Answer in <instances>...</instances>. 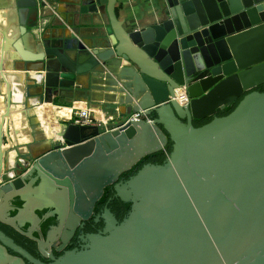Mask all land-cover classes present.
I'll return each instance as SVG.
<instances>
[{
  "label": "water",
  "instance_id": "obj_1",
  "mask_svg": "<svg viewBox=\"0 0 264 264\" xmlns=\"http://www.w3.org/2000/svg\"><path fill=\"white\" fill-rule=\"evenodd\" d=\"M118 2L82 0L80 14L107 16L109 44L89 47L80 62L82 51L68 48L67 39L58 45L57 39L32 33L31 23L37 26L47 0H14L17 23L9 25L18 28L3 38L0 54V109L6 86L0 201L20 197L17 189L34 174L45 186L36 190L38 197L24 198L25 209L14 218L0 215V223L20 231L47 207L74 229L91 217L105 188L171 141L173 152L164 165L147 164L116 185L118 198L132 203L127 219L119 223L107 210L105 235L92 236L86 251L58 264H264V92H253L264 85V0H158L154 12L129 28L118 19ZM69 25L77 35L74 21ZM7 53L14 57L8 77ZM118 60L119 71L110 70ZM99 78L105 86L96 89ZM14 88L23 92L20 101ZM95 90L126 94L138 103L126 106L128 111H147L153 122L108 131L72 124L67 113L46 132L36 107L59 96L72 102ZM182 90L187 106L171 100ZM248 92L229 116L194 127L195 120L216 116ZM20 105L25 111L11 119ZM18 114L21 133L30 140L20 159L26 168L34 162L26 173L20 162L8 159L17 149L7 145ZM8 250L24 255L0 232V264H23Z\"/></svg>",
  "mask_w": 264,
  "mask_h": 264
},
{
  "label": "crops",
  "instance_id": "obj_2",
  "mask_svg": "<svg viewBox=\"0 0 264 264\" xmlns=\"http://www.w3.org/2000/svg\"><path fill=\"white\" fill-rule=\"evenodd\" d=\"M48 6L47 9L42 13L43 16L40 15L38 19L37 26L36 22H32L33 26L31 27L32 33L35 34L38 38L41 36H46L50 40L57 39V44L59 45L61 40H66L68 43V48H76L80 51L79 61L82 62L88 58L89 53L91 52L90 48L96 49L101 46H106L109 44V40L107 38V28L109 27V20L106 15L103 17L95 16L91 13L86 15L80 14V8L82 7V0H47ZM14 6V0H0V54L1 48L3 45V38L6 36L11 37L10 32L13 34L17 30V25H11V22L14 21L17 23L16 16L14 17V11L12 7ZM158 8V0H119L117 4V16L120 21L124 23L125 26L129 28V26L140 23L142 20L146 18V16L152 12H154ZM12 14L14 20L12 21ZM74 16V18H73ZM69 17H72L71 19ZM74 21L76 27L79 28V33L77 35L74 34L73 27H70L69 22ZM10 24V25H9ZM72 36H76V38L72 39ZM20 41L19 36H17ZM34 52H37L36 48L31 49ZM13 53V50H11ZM71 53V50L68 51ZM15 57V53H13ZM14 57H8V53L4 58V69L5 73L13 75L12 71V60ZM72 59L77 60L76 55L71 56ZM120 60L115 62L113 65H110L108 68L113 71H119ZM104 69L103 66H100V72ZM22 74V73H20ZM25 74V73H23ZM107 77V75H106ZM8 78L9 80L12 79ZM23 79L25 80V75H23ZM81 82L84 86L89 84L88 77L83 76ZM12 83V82H11ZM96 89L103 88L105 83L102 82L99 78V81L96 83ZM4 89V90H3ZM15 89V88H14ZM17 90V89H15ZM118 90V89H117ZM1 101L3 104V108H6L5 103V93L6 86L2 85ZM23 93V92H22ZM110 97H113L112 99ZM79 98V99H78ZM122 98V99H121ZM138 103H135L133 100L126 99V94H121L117 91H111L106 93L105 91L95 90L92 91L91 95L87 97V95H77V99H74L72 102H67L63 97L59 96L53 99L52 105L55 109H63L70 115L75 114V112L79 111H94L93 114L99 119L106 120L108 117H113L114 121L109 122V124H113V127H119L122 123H124L127 118L132 115L134 112L130 113L128 111V107ZM13 112L11 115V119L14 117V113L19 110L25 111V107L22 105L14 106ZM39 107H36L35 110H38ZM110 112V113H109ZM5 113V110L0 109V116ZM39 118V116H38ZM40 119V118H39ZM41 120V119H40ZM11 123V121H10ZM43 124V122L41 121ZM25 128L28 127L27 122H25ZM20 130V133L17 132ZM23 130V131H21ZM16 132V133H15ZM24 128L20 126L19 128L14 125L12 131V143H9L7 146L15 145L17 147V151L13 150L14 156H12L13 165L18 162L21 158L20 154L26 155L27 151V143L30 140L27 137V142L22 141L24 139L26 133ZM43 139L47 138L46 135L42 137ZM24 149V150H23Z\"/></svg>",
  "mask_w": 264,
  "mask_h": 264
},
{
  "label": "flooded vegetation",
  "instance_id": "obj_3",
  "mask_svg": "<svg viewBox=\"0 0 264 264\" xmlns=\"http://www.w3.org/2000/svg\"><path fill=\"white\" fill-rule=\"evenodd\" d=\"M33 164L34 162H31L29 168H26L23 173L28 172ZM121 177L117 184L122 183ZM117 184L105 188L103 196L97 202L91 217L74 225V229L67 227V221L61 222V217L56 214L55 209L47 207L37 210L35 218H31V227L26 225L20 231L0 223V232L24 251V255L19 256L8 250L9 255L19 259L23 264H58L64 261L70 253L79 254L86 251L92 244V236L105 235L107 210H110L117 221L121 223L118 216L109 208L110 204L116 205L118 199ZM41 185L45 186L41 178L36 174L30 176L17 189L21 193L20 197L11 199L7 204L0 201V215L7 220L14 218L25 209L27 199H34L39 196L36 190ZM29 186L30 188H28ZM107 193H109L108 200L104 201ZM24 198L27 199L24 200Z\"/></svg>",
  "mask_w": 264,
  "mask_h": 264
},
{
  "label": "trees",
  "instance_id": "obj_4",
  "mask_svg": "<svg viewBox=\"0 0 264 264\" xmlns=\"http://www.w3.org/2000/svg\"><path fill=\"white\" fill-rule=\"evenodd\" d=\"M254 91L263 93L264 92V85L259 86L258 88L253 90V92ZM249 93H251V92H248L245 95H243L238 101H236L234 104H232L230 107L226 108L222 112L218 113L216 116L210 117V118H207L204 120H195L193 122L194 127L195 128H201V127H204L205 125L211 123L217 117L222 118V117L229 116L238 107V105L244 99V97L246 95H248ZM166 135L168 136L167 133H166ZM172 152H173V143L171 141H169L167 147L163 151H160L158 153H155L153 155L145 157L136 166H134L129 172L123 174L120 181L126 182L131 177L135 176L147 164L164 165L167 162L170 155L172 154ZM108 194L109 193H107L106 197L104 198V201L108 200ZM109 208L111 209V211L116 216H118L119 220L122 222V221L126 220L127 217L129 216L131 209H132V203L123 202L118 198L116 200V205L110 204Z\"/></svg>",
  "mask_w": 264,
  "mask_h": 264
},
{
  "label": "built area",
  "instance_id": "obj_5",
  "mask_svg": "<svg viewBox=\"0 0 264 264\" xmlns=\"http://www.w3.org/2000/svg\"><path fill=\"white\" fill-rule=\"evenodd\" d=\"M182 94H177L176 99H171L172 101H177L181 106H187L188 104V97L186 93L182 90ZM185 94V95H184ZM94 112V111H93ZM92 111H79L75 112V114H71V123L75 124L77 126H83V127H90V126H105L107 127L108 131H113L116 129L121 128L122 126L126 125L127 123H132L135 121L143 120L148 123L153 122V118H150L147 116V111H141V112H134L132 115H130L127 120L122 123L119 127H113V124H109V122L114 121L113 117H108L106 120H102L94 116ZM110 113V112H109ZM18 162H20L22 165L25 162L23 159H19ZM25 168L27 165H23Z\"/></svg>",
  "mask_w": 264,
  "mask_h": 264
},
{
  "label": "bare ground",
  "instance_id": "obj_6",
  "mask_svg": "<svg viewBox=\"0 0 264 264\" xmlns=\"http://www.w3.org/2000/svg\"><path fill=\"white\" fill-rule=\"evenodd\" d=\"M10 34L12 35L13 32L11 31ZM32 76L35 77L36 75L33 74ZM15 86H17V85H15ZM22 95H23V93L19 89L18 90H15V100L20 101V98L22 97ZM110 98L112 99L113 97H110L109 96V99ZM1 107H2V110H5L3 108V104H2ZM37 113H38L39 118L43 122V125L45 127V130H46V132L48 134H49L50 130H52L56 126V117H66L67 116V112L65 110H63V109H57V110H55L54 107L52 105H50V104H44L42 107H40L37 110ZM20 117H21L20 114H18L17 116H15V125L18 128L21 126ZM43 136L44 135H40V137H43ZM22 141H26V142L28 141L26 135H25L24 139H22ZM35 151L38 152L39 150H35ZM14 154H15L14 152L9 153V155H8L9 161L12 160V156H14Z\"/></svg>",
  "mask_w": 264,
  "mask_h": 264
}]
</instances>
